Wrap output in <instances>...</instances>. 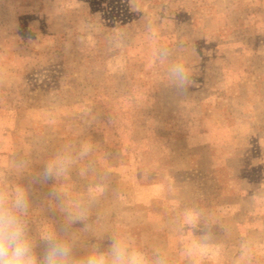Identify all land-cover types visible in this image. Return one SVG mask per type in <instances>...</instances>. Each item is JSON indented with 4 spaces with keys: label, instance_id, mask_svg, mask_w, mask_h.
<instances>
[{
    "label": "rangeland",
    "instance_id": "374dc122",
    "mask_svg": "<svg viewBox=\"0 0 264 264\" xmlns=\"http://www.w3.org/2000/svg\"><path fill=\"white\" fill-rule=\"evenodd\" d=\"M55 155L65 175L33 183ZM17 184L33 235L85 212L61 233L77 259L123 232L170 264H264V0H0V185Z\"/></svg>",
    "mask_w": 264,
    "mask_h": 264
},
{
    "label": "clouds",
    "instance_id": "9594fccd",
    "mask_svg": "<svg viewBox=\"0 0 264 264\" xmlns=\"http://www.w3.org/2000/svg\"><path fill=\"white\" fill-rule=\"evenodd\" d=\"M169 82L174 90L187 93L194 85L191 72L184 64L177 63L169 69ZM68 161L59 155L49 158L33 183L59 180L67 171ZM60 189L53 187V192ZM31 208L30 193L22 185L5 187L0 185V264H170L169 259L158 249L148 252L135 245L126 233L112 236L107 249L94 247L82 258L74 256V243L63 238L70 225L86 218L83 210L73 211L69 205L65 223L58 227L54 223L44 224L33 235L28 223ZM186 224L195 226L196 218L189 216ZM39 248V250H38ZM210 255L207 244H194L188 250L189 257L201 260Z\"/></svg>",
    "mask_w": 264,
    "mask_h": 264
}]
</instances>
